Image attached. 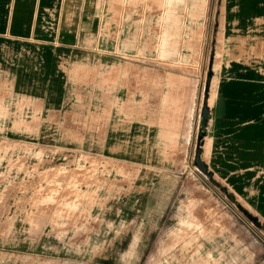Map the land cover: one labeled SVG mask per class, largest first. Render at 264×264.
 I'll return each mask as SVG.
<instances>
[{
	"label": "crops",
	"instance_id": "obj_1",
	"mask_svg": "<svg viewBox=\"0 0 264 264\" xmlns=\"http://www.w3.org/2000/svg\"><path fill=\"white\" fill-rule=\"evenodd\" d=\"M132 1L120 0V31L113 47L101 41L111 27L108 10L103 12L104 0H0V137L42 149L104 155L101 159L84 156L132 176L134 193L141 197L137 187L149 189L163 172H152L142 163L130 172L113 163L111 154L119 160L161 163V140L165 145L173 144L172 139L185 145L186 106L191 97L186 95L185 75L168 73L159 96L160 114L155 118L146 112L144 120L138 119V94L130 95L122 87L136 77L137 65L114 51H131L133 24L130 11L123 8ZM136 1L139 37L146 26L158 28L152 46L156 60L189 66L190 52L197 53L195 38L200 35L207 0ZM217 2L209 25L213 58L219 51L220 64L218 72L211 74L214 89L206 106L194 105V128L199 127L197 111L202 116L205 108L203 138L205 142L207 136V145H214L209 151L211 176L264 230V0ZM154 4L159 13L150 18ZM189 24L196 26L195 33H188ZM183 35L190 39L182 43ZM140 47L137 58L148 52V46ZM123 71L131 73L124 77ZM152 98L159 104L157 97Z\"/></svg>",
	"mask_w": 264,
	"mask_h": 264
},
{
	"label": "rangeland",
	"instance_id": "obj_2",
	"mask_svg": "<svg viewBox=\"0 0 264 264\" xmlns=\"http://www.w3.org/2000/svg\"><path fill=\"white\" fill-rule=\"evenodd\" d=\"M135 1L123 8L130 11L133 24L129 29L131 39L135 36L131 51L114 50L137 65L136 77L122 87L130 95L138 94L139 120L145 119L146 112L156 118L166 75H185L186 95L191 97L186 106L185 145H177L175 139L171 140L174 145H165L161 140V163L119 160L111 154L113 163L130 172L139 163L152 172H163L149 189L137 187L142 196L136 197L132 176L84 156L101 159L104 155L42 149L0 137V264H264L263 228L211 176L209 151L214 145H207V136L204 142L207 117L201 111H197L199 127L194 128V105L198 109L206 106L214 89L211 74L219 68L221 54L216 50L215 61L209 25L218 2L207 0L200 35L195 38L197 53L190 52L189 66H183L156 60L152 46L158 40V28L146 26L139 37L140 7ZM102 4L111 27L101 41L114 47L120 31V0ZM158 13L154 4L150 18ZM179 15L184 18V9ZM196 30L189 24L188 33ZM189 39L183 35L182 43ZM141 45L148 46V52L137 58ZM130 73L123 71V76ZM156 141L151 140L149 146Z\"/></svg>",
	"mask_w": 264,
	"mask_h": 264
},
{
	"label": "bare ground",
	"instance_id": "obj_3",
	"mask_svg": "<svg viewBox=\"0 0 264 264\" xmlns=\"http://www.w3.org/2000/svg\"><path fill=\"white\" fill-rule=\"evenodd\" d=\"M214 97H215V96H214ZM214 99H215V98H214ZM212 103H213V102H212ZM202 117H204V118L207 117V110H206L205 108L203 109ZM202 117H201V118H202Z\"/></svg>",
	"mask_w": 264,
	"mask_h": 264
}]
</instances>
